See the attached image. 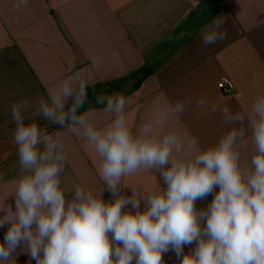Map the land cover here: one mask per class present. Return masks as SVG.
I'll return each instance as SVG.
<instances>
[{
	"label": "clouds",
	"instance_id": "9594fccd",
	"mask_svg": "<svg viewBox=\"0 0 264 264\" xmlns=\"http://www.w3.org/2000/svg\"><path fill=\"white\" fill-rule=\"evenodd\" d=\"M27 5L16 0L13 8ZM223 26L221 19L205 25L202 47L226 40ZM99 64L92 58L93 68ZM90 87L107 123L95 117V108L81 112ZM192 103L186 97L160 107L134 128L129 98L95 92V82L80 72L57 81L46 97L14 103L20 174L0 202V230L6 229L0 264H16L18 249L29 264H167L169 251L178 264H264V92L252 98L248 111L211 107L227 130L196 151V142L177 129L157 132L169 114L180 117ZM208 106L207 99L196 101L199 109ZM65 133L94 149L101 187L62 186ZM249 138L254 151L242 161ZM141 170L156 173L163 187L141 193L122 185ZM209 196L206 206L197 207ZM185 247L191 250L185 253Z\"/></svg>",
	"mask_w": 264,
	"mask_h": 264
},
{
	"label": "crops",
	"instance_id": "0c3cea01",
	"mask_svg": "<svg viewBox=\"0 0 264 264\" xmlns=\"http://www.w3.org/2000/svg\"><path fill=\"white\" fill-rule=\"evenodd\" d=\"M15 2L0 0V202L20 174L11 106L46 97L57 81L74 72L86 73L100 92L128 97L134 128L152 120L158 108L191 98L187 111L180 117L169 114L157 132L179 130L187 142H196L194 151L214 144L227 130L211 107L248 111L252 98L264 92V0H28L18 11ZM214 19L224 21L228 38L204 48L201 31ZM92 58L100 60L98 67H92ZM220 80L233 84L231 94H222ZM202 98L207 109L196 107ZM91 99L81 112L95 108V117L107 123L99 111L104 105ZM48 131L55 129L48 126ZM64 135L68 161L62 186L101 187L94 149L82 137ZM253 151L249 138L242 161L250 160ZM122 185L141 193L163 187L156 173L143 170ZM211 199L198 201L197 207ZM5 231L0 230V241ZM14 259L29 264L19 249ZM164 259L178 264L173 251Z\"/></svg>",
	"mask_w": 264,
	"mask_h": 264
},
{
	"label": "built area",
	"instance_id": "2783aa9c",
	"mask_svg": "<svg viewBox=\"0 0 264 264\" xmlns=\"http://www.w3.org/2000/svg\"><path fill=\"white\" fill-rule=\"evenodd\" d=\"M218 88L221 90L224 96L229 95L233 92V84L227 80H220L218 82Z\"/></svg>",
	"mask_w": 264,
	"mask_h": 264
},
{
	"label": "rangeland",
	"instance_id": "374dc122",
	"mask_svg": "<svg viewBox=\"0 0 264 264\" xmlns=\"http://www.w3.org/2000/svg\"><path fill=\"white\" fill-rule=\"evenodd\" d=\"M95 92H100V91H98L97 89H95ZM95 96V94H94V90H92L91 92H89L88 93V101L85 103V105L84 106H86L92 99V97H94Z\"/></svg>",
	"mask_w": 264,
	"mask_h": 264
}]
</instances>
